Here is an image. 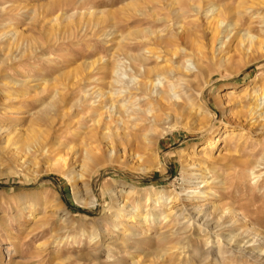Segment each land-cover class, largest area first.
Instances as JSON below:
<instances>
[{
  "label": "rangeland",
  "instance_id": "374dc122",
  "mask_svg": "<svg viewBox=\"0 0 264 264\" xmlns=\"http://www.w3.org/2000/svg\"><path fill=\"white\" fill-rule=\"evenodd\" d=\"M142 64L173 109L113 98L141 139L97 150ZM259 95L264 0H0V264H264Z\"/></svg>",
  "mask_w": 264,
  "mask_h": 264
},
{
  "label": "bare ground",
  "instance_id": "6f19581e",
  "mask_svg": "<svg viewBox=\"0 0 264 264\" xmlns=\"http://www.w3.org/2000/svg\"><path fill=\"white\" fill-rule=\"evenodd\" d=\"M222 26H223L222 21H217V23H215L213 25L212 37L214 39L217 38V36L219 34V29L222 28ZM175 37L165 39L164 43L167 46L177 45L178 41L176 40ZM187 37H188V34H186V33H183L182 36H180V38H183V39H187ZM180 52L181 51L178 48H175V50H173V56L179 54ZM138 70L145 77V79H143L142 81L137 82L131 86L127 85L128 87H125V86L121 87L119 90L111 91V92H108L107 94L104 92H100L95 96V98H100L99 101L106 103L104 106V108H106V110L101 112L100 118L96 120L98 127L102 130V132H103V130H106L107 127H108V129H110V127L113 126L112 124H114L116 127V128H113V133H111L109 135L106 132H103L101 134V137H102L101 143L103 144V147L98 146L96 149L99 151L107 149L111 155H117L118 151L120 150L119 149L120 146H124V148H123L124 154H126L127 151L131 152V150L133 149L132 146L134 145V142L139 141V139H141V138H139V137H141L139 135L135 136V134H133V133H128V132L125 133L124 131H123V133L121 132L122 130L129 128V127H126V125H128L127 121L137 119V117L140 114L141 108L139 106L136 107L132 103L117 106V105H115L114 102H112V103H110V105H108V101L113 100V98H116V97L117 98H121V97L123 98L125 96H133L138 91H141L142 93H146L149 96V100L151 101V105H153V107L157 106L158 109L160 110V112H162V113H167V112L169 113L170 110H172L174 107L175 91H173V93L171 92L172 90H174V88H172L171 91L170 90L168 91L166 89H161L160 91H155L154 88L158 85L160 80H159V82H156V83L151 80V77L155 72L154 69L146 67V65L142 64L140 66V69H138ZM176 71H177V69L174 67L173 68H171V67L164 68V72L168 73L169 75L172 73H177ZM168 89H170V88H168ZM103 97H105L104 99H106V100H104ZM262 99H264V95H262V96L259 95V99H257V103L252 108V112L253 113L255 112L254 114L258 113L259 117L264 118V111L261 107L259 108V105H260L259 101ZM13 111H14V113H18L17 112L18 110H16V109ZM106 114L108 117H106V116L104 117V115H106ZM159 118H160V114H156L154 116L155 120H159ZM107 135H108V138L106 137ZM201 176L203 177L202 173L200 175H198L197 177H201ZM202 183H205V184L201 186L200 184H202ZM197 184H199V186H198L199 188H201V187L205 188L206 186H208L209 182L206 179H203V180L197 182ZM195 197H199V196H195ZM163 199H165V197L163 195H159L158 201L159 202L165 201ZM166 201H167V199H166ZM199 208L200 207L197 205L193 206L194 211L198 210ZM199 211H201V210H199ZM202 219H204V217ZM213 223H217L214 228L222 227V225H223V224H220V220L214 221ZM211 224L212 223L210 221L207 223V225H211ZM220 236H222L226 239H229V241L233 240L236 237V235L232 236V235L227 234L225 232H221ZM258 236H257V240H258ZM210 238L211 237L209 236L208 237L209 243L212 242V240H210ZM245 247H246V244H244L243 246L240 245V250L241 249L245 250ZM247 253H250L251 255H254L255 258H258V257L263 255L264 250L259 253V252H255V249H249L247 251ZM256 253H258L257 256H256Z\"/></svg>",
  "mask_w": 264,
  "mask_h": 264
}]
</instances>
